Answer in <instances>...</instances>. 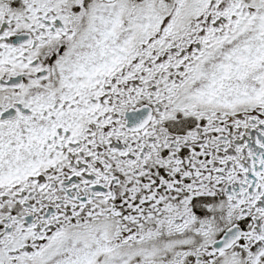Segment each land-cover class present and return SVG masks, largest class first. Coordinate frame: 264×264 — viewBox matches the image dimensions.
Segmentation results:
<instances>
[{"label": "snow or ice", "instance_id": "6c2138e0", "mask_svg": "<svg viewBox=\"0 0 264 264\" xmlns=\"http://www.w3.org/2000/svg\"><path fill=\"white\" fill-rule=\"evenodd\" d=\"M0 264H264V0H0Z\"/></svg>", "mask_w": 264, "mask_h": 264}]
</instances>
